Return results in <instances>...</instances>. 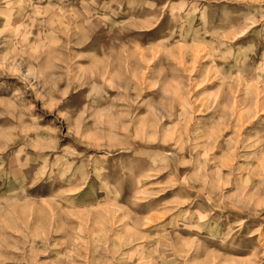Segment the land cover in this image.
Segmentation results:
<instances>
[{
  "label": "rangeland",
  "instance_id": "rangeland-1",
  "mask_svg": "<svg viewBox=\"0 0 264 264\" xmlns=\"http://www.w3.org/2000/svg\"><path fill=\"white\" fill-rule=\"evenodd\" d=\"M0 264H264V0H0Z\"/></svg>",
  "mask_w": 264,
  "mask_h": 264
}]
</instances>
